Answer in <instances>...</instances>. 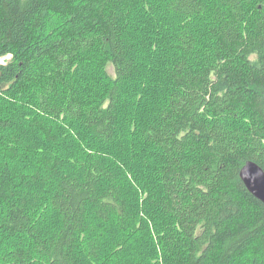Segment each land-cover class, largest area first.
Here are the masks:
<instances>
[{
    "label": "trees",
    "instance_id": "obj_1",
    "mask_svg": "<svg viewBox=\"0 0 264 264\" xmlns=\"http://www.w3.org/2000/svg\"><path fill=\"white\" fill-rule=\"evenodd\" d=\"M159 3L173 24L158 31L175 34L133 50L147 27L129 0H0V264H88L106 237L110 264H264V202L240 177L264 169V0ZM74 66L83 99L59 86ZM62 118L117 158L27 160ZM123 127L127 151L113 147Z\"/></svg>",
    "mask_w": 264,
    "mask_h": 264
},
{
    "label": "rangeland",
    "instance_id": "obj_2",
    "mask_svg": "<svg viewBox=\"0 0 264 264\" xmlns=\"http://www.w3.org/2000/svg\"><path fill=\"white\" fill-rule=\"evenodd\" d=\"M129 1L132 4V6L128 7L127 9H124L127 15L126 18L131 21H134V19H137V20L144 19L145 20L144 24L147 27V34L145 35L140 34L138 36V39H136L133 36L131 37L130 42H131L132 49L134 50L137 46L141 44L154 46L160 41L163 44L164 41L162 39L163 37H166V36H162L161 33L158 31V28L160 26L164 28L168 23L173 24L169 20V18L165 20L167 10L165 8L162 10L159 0H136L134 7H133V0H129ZM150 4H153L157 8L155 13H152L149 9H147L149 8ZM164 20L166 21L165 25L163 24ZM174 34L175 33L170 34L166 38L167 39L171 38ZM9 57L10 56H8L7 58ZM106 67H107V75L110 77L114 76L115 75L114 66L111 63H109L106 65ZM74 68L75 66L71 67L70 70L68 69V71L65 74L66 77H65V80L63 81L64 83H59V86L61 90H66L67 94L70 97L74 91H77L78 93L74 98L83 99L84 92H80V91L85 86V80H84L83 74L78 73V72L76 73L73 72ZM164 68H166L165 65H163L160 69H164ZM149 80L151 79H148L147 81ZM4 97L7 100L8 107L13 106V107H17L21 109V108H26L28 105L27 109H31V110L34 109V106L31 103H27V104L20 103L18 102V99L15 98V96L13 95H4ZM0 102H1V99H0ZM27 102L29 101L27 100ZM148 109L150 111L149 105H148ZM44 117H45V121L48 123L49 122L47 120L48 114H45ZM62 127H65V128H62ZM82 127L83 126L81 125L79 120L74 119L72 122L69 123L66 120V118L60 119L57 125V128H56V132H55L57 142H51L49 145L44 144V143L40 144L38 153L25 151L24 155L27 154L25 158L31 161L33 159L36 160V157L46 156L51 152L52 153L59 152L60 156L62 155L65 159L69 161V163H71V165L65 164L63 166L64 170H68L70 168L71 170L72 169L76 170L80 164L79 160L88 155L89 156L96 155L102 159H105V160L108 159L109 161H113L115 158H117L116 150L109 149L106 145L97 146L98 143L94 141L93 139H91L89 136H87V134L85 133ZM40 132L41 131L37 133H29L27 140L33 141V139L35 138L38 140L41 134ZM133 135L134 133L131 128H127V127L121 128V130L118 132V135H117L116 144L113 147L117 145L124 151H127L128 149L131 148V140L133 139ZM134 146H137V145L135 144ZM143 155L144 153L143 152L141 153V151L137 150L135 147L133 154H129L128 156L134 159L136 158V156H141L138 158H142ZM24 163L25 164H23L22 166L29 165L28 164L29 162L24 161ZM122 166H124V164H121V166L116 165V166H113L112 168L119 174V176L122 177V175H124L126 177V180L124 182L122 181V184L125 188H127L125 184L129 187L127 196H133V194H135L134 200L136 201V203L144 202L146 198L142 200V197H145L146 195L149 196L148 191L144 190L143 195L140 194V190L134 193L133 188H137V184L134 183V186L133 187L131 186L130 180L125 174L126 168L125 167L123 168ZM99 225H100V228H103L106 231L107 229L106 226L108 224H103L102 227H101V224ZM113 249H115L116 251L117 245H115L114 242H111L110 237H106L103 240V248L100 253V257L92 259V260H88V264H110L112 257L110 258L109 255L113 251Z\"/></svg>",
    "mask_w": 264,
    "mask_h": 264
},
{
    "label": "water",
    "instance_id": "obj_3",
    "mask_svg": "<svg viewBox=\"0 0 264 264\" xmlns=\"http://www.w3.org/2000/svg\"><path fill=\"white\" fill-rule=\"evenodd\" d=\"M240 177L247 189L264 202V169L254 161H247L240 170Z\"/></svg>",
    "mask_w": 264,
    "mask_h": 264
},
{
    "label": "bare ground",
    "instance_id": "obj_4",
    "mask_svg": "<svg viewBox=\"0 0 264 264\" xmlns=\"http://www.w3.org/2000/svg\"><path fill=\"white\" fill-rule=\"evenodd\" d=\"M5 62V57H0V63H4Z\"/></svg>",
    "mask_w": 264,
    "mask_h": 264
}]
</instances>
